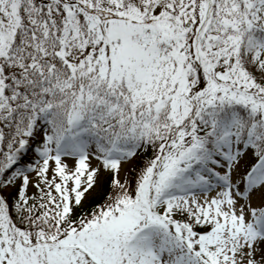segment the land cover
Wrapping results in <instances>:
<instances>
[{
  "label": "snow or ice",
  "instance_id": "snow-or-ice-1",
  "mask_svg": "<svg viewBox=\"0 0 264 264\" xmlns=\"http://www.w3.org/2000/svg\"><path fill=\"white\" fill-rule=\"evenodd\" d=\"M0 264H264V0H0Z\"/></svg>",
  "mask_w": 264,
  "mask_h": 264
}]
</instances>
